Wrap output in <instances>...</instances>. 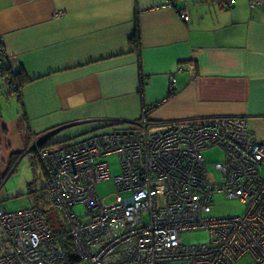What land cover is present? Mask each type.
<instances>
[{"label":"crops","instance_id":"crops-1","mask_svg":"<svg viewBox=\"0 0 264 264\" xmlns=\"http://www.w3.org/2000/svg\"><path fill=\"white\" fill-rule=\"evenodd\" d=\"M223 1L0 0L2 50L19 73L11 93L0 77V98H15L0 102V206L9 210L5 185L26 154L44 183L34 141L62 125L73 123L48 147L145 111L154 121L243 116L264 143V0Z\"/></svg>","mask_w":264,"mask_h":264},{"label":"built area","instance_id":"built-area-1","mask_svg":"<svg viewBox=\"0 0 264 264\" xmlns=\"http://www.w3.org/2000/svg\"><path fill=\"white\" fill-rule=\"evenodd\" d=\"M180 17L187 21V12ZM4 56L0 49L1 78L8 76ZM213 146L224 156L209 170L203 151ZM111 154L120 159L114 176ZM36 157L77 264H235L245 257L264 264V143L243 116L154 121L145 111L126 126L38 148ZM110 178L116 193L106 204L96 185ZM215 194L240 201L243 212L212 216ZM79 203L83 216L73 210ZM190 230L208 231L209 240L185 244ZM0 245V264H58L67 256L38 205L0 206Z\"/></svg>","mask_w":264,"mask_h":264},{"label":"rangeland","instance_id":"rangeland-1","mask_svg":"<svg viewBox=\"0 0 264 264\" xmlns=\"http://www.w3.org/2000/svg\"><path fill=\"white\" fill-rule=\"evenodd\" d=\"M0 88H4V87L0 86ZM3 95L4 96H1V98H0V102L1 103L3 102L2 104H4V106L6 108H9V106L12 105L13 102H15V98L9 97L7 99V96L5 94H3ZM127 124L128 123H122L121 125H119V127L126 126ZM111 128L112 127L108 128V129L104 128L101 131H109ZM65 131H67V130H63L62 133ZM255 132L257 133L258 138H261L264 140V128L262 129V131L256 130ZM83 136H85V135H81V136L76 137V138L71 139V140L72 141L73 140H80V138H83ZM47 142L48 141H46L44 143L40 142V143H37L36 145H34L33 151H34L35 158H37L36 157L37 149L38 148L41 149L42 147L46 146ZM203 156H204L205 162L208 163L207 168L209 170H212V168H213L212 164L217 162V161H221L223 159L224 154H223V151L220 147L213 146L212 148L204 150ZM106 160L109 163L111 176L119 174L121 171L119 155L111 154V155L106 157ZM32 162H33V159L31 158V156H29V153L26 154L23 157V159L20 161V163L17 165L16 169L13 171V173L10 175V177L8 178V180L6 182L5 186L9 189L8 194H12V196H10L4 202V204L7 205L6 207L9 210L21 209L23 207H26L30 203L28 196L25 194V192L27 190V182L33 180L32 178L34 176V174H33L34 170L38 171V167L35 169ZM38 164H39V162H38ZM38 166H40V164ZM40 169H41V167H40ZM37 178H38V176H37ZM43 179H44V177H43ZM39 180H41V179L38 178V181L37 182L35 181V183H36L35 186H38V187L41 186V185H39ZM96 190L98 192V195L100 196V198L102 199V201L104 203L109 204L110 202L113 201L114 195L116 193V187H115L113 180L111 178L99 182L96 185ZM244 208H245V205L236 199H231V198L228 199V198H225V196L223 194H215L213 197V204H212L210 214L212 216L238 215V214L243 212ZM73 210L79 216H83L86 213V207L83 203H79V204L74 205ZM182 239H183V242L185 244L203 243V242H207L209 240V233L206 230L184 231L182 233ZM250 263H251V261H250L249 257H245V258L239 260L235 264H250ZM251 264H253V263H251Z\"/></svg>","mask_w":264,"mask_h":264},{"label":"trees","instance_id":"trees-1","mask_svg":"<svg viewBox=\"0 0 264 264\" xmlns=\"http://www.w3.org/2000/svg\"><path fill=\"white\" fill-rule=\"evenodd\" d=\"M131 42L134 43V38L131 39ZM136 42V41H135ZM0 49L2 48V44L0 42ZM6 57V56H4ZM7 60V63H6ZM3 63L5 64L6 67H4V72H7V78H1L4 84L7 85V90L6 92H12L14 91V88L17 84L15 79L18 76V71L12 70L11 66H9V61L6 57L4 59ZM20 79H18V82ZM19 86V85H18ZM44 133H42L43 135ZM40 135V136H42ZM49 136L46 137L43 140H40V142H46L48 140ZM36 183L34 180H31L27 183V190L25 194L30 198V202L33 203V205H38L42 211L44 212L46 219L51 226L53 232L55 233L56 236H59L67 249V256L66 258L58 263V264H77L78 262V256L76 254L75 249L72 246L71 242V235L68 233L67 225L63 222L61 216L59 215V212L52 207L47 194H46V184L45 181L44 183L41 184L40 187L35 186Z\"/></svg>","mask_w":264,"mask_h":264},{"label":"water","instance_id":"water-1","mask_svg":"<svg viewBox=\"0 0 264 264\" xmlns=\"http://www.w3.org/2000/svg\"><path fill=\"white\" fill-rule=\"evenodd\" d=\"M72 124L73 123H71L69 125H72ZM69 125L58 126V127L54 128V129H51V130L47 131L46 133H44L42 136L39 137V141L45 139L46 137H48L50 135H53V134L57 133L58 131H60L61 129H63L64 127H67Z\"/></svg>","mask_w":264,"mask_h":264},{"label":"flooded vegetation","instance_id":"flooded-vegetation-1","mask_svg":"<svg viewBox=\"0 0 264 264\" xmlns=\"http://www.w3.org/2000/svg\"><path fill=\"white\" fill-rule=\"evenodd\" d=\"M38 138H39V137H38ZM38 138H35V140L38 139Z\"/></svg>","mask_w":264,"mask_h":264}]
</instances>
